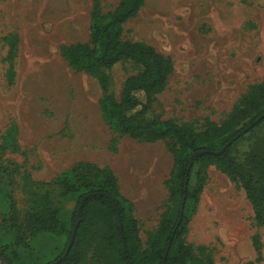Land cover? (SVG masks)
<instances>
[{"label":"rangeland","instance_id":"obj_1","mask_svg":"<svg viewBox=\"0 0 264 264\" xmlns=\"http://www.w3.org/2000/svg\"><path fill=\"white\" fill-rule=\"evenodd\" d=\"M120 1L99 0L102 13ZM90 10L91 0H0V143L16 124L22 154L6 159L22 165L34 181L48 183L77 162L109 167L133 203L144 243L171 206L164 182L172 156L164 142L116 137L101 120L96 81L60 57L61 46L87 42ZM8 36L17 37L11 84ZM123 39L152 46L172 61L173 72L149 118L197 130L205 120L219 126L251 86L264 82V0H144L124 25ZM138 71L131 62L107 70L110 90L118 95L124 80ZM65 128L67 135H61ZM249 138L231 151L239 160L250 151ZM13 190L22 206L18 186ZM52 239L37 247L41 258L33 257L31 243L18 251L15 263L51 261L59 250L49 247L62 245ZM183 241L196 255L204 249L214 264H264V226L254 221L240 186L214 168L207 171Z\"/></svg>","mask_w":264,"mask_h":264},{"label":"trees","instance_id":"obj_2","mask_svg":"<svg viewBox=\"0 0 264 264\" xmlns=\"http://www.w3.org/2000/svg\"><path fill=\"white\" fill-rule=\"evenodd\" d=\"M143 5L144 0H121L113 11L103 14L99 0H91L87 42L61 46L59 55L72 70L96 81L101 93V120L116 137L166 144L172 168L164 186L171 206L142 243L133 203L120 192L118 178L109 167L77 162L48 183L34 181L22 165L6 159L9 154H22L17 125L11 124L0 143V264H16L18 251L28 250L31 243L33 257L41 258L37 247L46 238L60 240L62 245L49 247L52 253L59 251L45 264L58 260L57 264H214L204 249H199L202 255H196L183 241L190 212L210 168L240 186L254 221L264 226V118L215 154L264 113V82L251 86L219 126L205 120L197 130L161 116L149 118L157 97L166 89L173 65L152 46L123 39L124 25ZM6 41V77L11 84L17 37L8 36ZM123 62L133 63L139 71L124 80L116 95L110 90L106 71ZM67 133L65 128L60 134ZM249 135L250 151L239 160L231 151ZM197 152L201 153L191 159ZM15 186L22 206L16 200ZM71 202L74 206L70 210L67 206Z\"/></svg>","mask_w":264,"mask_h":264},{"label":"water","instance_id":"obj_3","mask_svg":"<svg viewBox=\"0 0 264 264\" xmlns=\"http://www.w3.org/2000/svg\"><path fill=\"white\" fill-rule=\"evenodd\" d=\"M263 118H264V113H263L262 115H260V116H259L255 121H253L251 124H249L248 126H246L245 128H243V129H242V130H241L236 136H234L230 141H228V142L225 144L224 147H222L219 151L215 152V154H220V153H222V152L226 149L227 146L231 145L236 139H238V138L241 137L243 134H245L247 131H249L254 125H256L257 123H259ZM200 153H201V152L194 153V154L192 155L191 159H192L194 156H196L197 154H200ZM184 199H185V197H183V203H182V205H181V207H180L181 215H180V217H179L178 223H179V222L181 221V219H182V213H183V209H184ZM79 211H80V208H78V210H77V214H79ZM73 234H74V232L72 233L71 239H70V241H69V243H68V246H67V248H66V251H65L63 257L68 253V250H69V248H70V246H71V243H72ZM123 249H124V245H123ZM165 257H166V254L164 255V260H165ZM58 262H59V260L56 261L54 264H57ZM163 263H164V262H163Z\"/></svg>","mask_w":264,"mask_h":264}]
</instances>
